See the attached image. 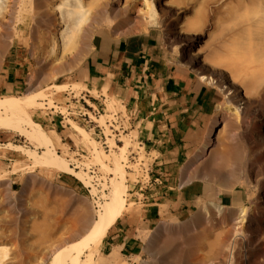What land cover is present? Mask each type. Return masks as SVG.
<instances>
[{
  "label": "rangeland",
  "instance_id": "1",
  "mask_svg": "<svg viewBox=\"0 0 264 264\" xmlns=\"http://www.w3.org/2000/svg\"><path fill=\"white\" fill-rule=\"evenodd\" d=\"M77 1L72 0V4L84 9L80 12H84L80 14L84 20L73 47L63 45L58 39V30L65 28V23L61 18L59 23L57 15L60 13L50 8L53 3L60 4V0H0V74L12 59L20 63L25 74L22 85L0 89V97L23 98L30 91H41L45 97L39 101L54 100V106L46 104L27 111L32 119L29 128L46 139L44 145L18 130L0 126V240L7 245L9 264H63V261L71 264L70 250L74 252L78 242L82 244L80 260L90 261V264H264V247L255 244L257 236L264 235V136L254 113L227 112L209 153L201 154L199 150L207 139L215 107L224 100L223 92L208 86L216 92L217 101L204 127L202 142L187 154L185 177L163 179L157 172L161 165L155 163L157 149L151 144L149 132L140 131L131 123L130 112L125 114L117 98L92 92L80 81L76 83L77 75L92 50L96 34L106 30L117 37L155 31L170 59L199 77L179 46L167 42L164 16L162 19L148 16L146 0ZM205 1L215 11L207 27L201 19L203 8H200ZM15 2L16 13L12 16L10 6ZM63 3L61 0L63 10H68L69 3ZM152 4L154 9L169 7L173 13L183 12L176 20L177 28L200 37L194 52L201 62L205 59L207 68L235 76L240 70L242 87L263 80L264 60L259 63V57L264 59V0H161L160 4L156 1ZM256 10L258 13L254 12ZM250 50L254 54H250ZM217 52L222 53L218 57L224 66L218 63ZM258 67L262 78H258V72H253ZM31 73L37 75L33 87L29 82ZM246 74L249 76L245 78ZM260 82L249 95L258 105L261 97L256 90L264 86V80ZM102 116L103 121H97ZM46 145L73 169L83 174L87 172L92 185L87 187L75 176L46 163ZM92 151L97 153L94 155ZM128 151L133 153L127 157ZM116 156H121V162ZM117 160L125 165L126 210L110 226L98 246L94 237L71 238L79 220L96 217L100 209L98 203L104 200L103 194L110 193L113 179L122 181L115 170ZM104 164L109 167L107 170ZM171 173L177 175L175 171ZM189 182H194L201 190L196 207L174 215L165 213L162 208V216L150 221L145 219L144 204L149 200V193H161L167 191L166 186L179 187ZM205 203L214 225L201 210L200 206ZM242 209L248 215L252 211L255 215L250 229L245 228L248 215L239 218ZM84 215L90 216L85 218Z\"/></svg>",
  "mask_w": 264,
  "mask_h": 264
},
{
  "label": "crops",
  "instance_id": "2",
  "mask_svg": "<svg viewBox=\"0 0 264 264\" xmlns=\"http://www.w3.org/2000/svg\"><path fill=\"white\" fill-rule=\"evenodd\" d=\"M14 64L20 63L12 59L3 67L1 90L24 83L23 69ZM77 76L76 83L80 81L97 94L105 86H113L119 96L112 97L121 102L125 114L130 112L131 123L149 132L151 144L157 149L155 163L161 165L158 174L163 179L185 177V159L200 146L217 97L208 85L170 59L158 33L117 37L102 30L96 34ZM166 187L167 191L149 193L144 204L147 221L162 216V208L174 215L197 206L201 190L194 182Z\"/></svg>",
  "mask_w": 264,
  "mask_h": 264
},
{
  "label": "bare ground",
  "instance_id": "3",
  "mask_svg": "<svg viewBox=\"0 0 264 264\" xmlns=\"http://www.w3.org/2000/svg\"><path fill=\"white\" fill-rule=\"evenodd\" d=\"M77 1V0H76ZM80 1V0H79ZM148 1V2H147ZM160 4L161 3V0H146V6L148 8V12H146L148 14L149 17H152V16H156V17H159L162 19V17L164 16V27H165V30H166V40L169 44H177L179 46V48L181 49V52L183 54V57L188 59V62L189 64L191 65L192 68H194V71L196 72V74L198 75L199 77V80L202 82V83H205L207 84L208 86L212 87V88H215V89H218L219 92H223V95H224V100L221 102V103H218L215 107V114L213 116V121H212V124L210 126V129H209V132H208V135H207V139L204 141L203 145L201 146L199 152L201 154L203 153H206L208 154L209 153V150L210 148L212 147L213 143H214V140H216L215 138L217 137V135L219 134L218 133V129H219V125L221 124V122L225 119V114L227 112H231V113H234L236 115H244L246 113H249V112H252L254 113V116L257 118V120L259 121V125H260V128H261V131H262V136H264V86L261 87L259 90H256L258 95H259V98L257 97V99H259L261 101L260 105L257 104L256 101H252L250 99V94L252 92V90L255 88H258V87H255V85L258 84V82H260L259 80L256 84H254L255 82H253V84H249L248 86L245 85V87H242L239 82H240V77L238 76L240 74V70L239 72H237V75L238 77H236L235 75H233L232 73H225V72H218L216 71L215 69L213 68H210L209 67L207 68V66H205L207 64V62L204 60H202V62L199 60V58L197 57V54H195V46L197 45V43L199 42L200 37L199 36H195L193 35L194 32H183L181 30H178L177 26L178 23H177V19L183 15V12L182 11H179L176 13H173V11L169 8V7H166L164 9H161V8H153L154 4H152L153 2H155ZM46 4L48 3L47 1H44ZM62 2H64L63 4H67L66 2H68L69 4H67L70 8L68 10H63V6H61V0H60V4L56 3L54 4L53 3V8H50V10H54L56 11V13H60V15H57L58 16V20H59V23H60V18L62 19V21H64L65 23V28L63 27L61 30H58L59 32V36H58V39L61 40L62 44L63 45H67V46H73L75 47L76 46V43H77V36H76V33L78 30H80V26L81 24L83 23L82 22V19L84 17H82L81 19V16L80 14H83L84 12L80 13L81 10L83 9V5L81 4V2L79 3L78 1V5H82L81 6H76L74 4H72V0H62ZM145 2V1H144ZM191 2V1H190ZM168 3V2H167ZM240 4H244V1H240L239 2ZM10 4V3H9ZM222 4V3H221ZM233 4V3H232ZM20 5V4H19ZM153 5V6H152ZM204 6H201L200 8H203V12H202V17L201 19H203V24H204V27H207L210 23V19H211V16L215 14V11L210 9V6H209V3L208 2H204L203 3ZM228 5V4H227ZM28 6V5H27ZM156 6V5H155ZM11 9H12V16L15 15L16 13V2L15 4H11ZM25 7V5H24ZM48 7V6H46ZM162 7V6H161ZM172 7V6H171ZM234 7V6H233ZM1 8V7H0ZM23 8V7H22ZM28 8V7H27ZM65 8V7H64ZM104 8V7H103ZM260 10H261V6L258 7ZM8 9H9V5H8ZM17 9H18V6H17ZM25 9V8H24ZM62 9V10H61ZM258 9V11H259ZM7 10V7L6 9ZM84 10V9H83ZM86 10V9H85ZM178 10V9H177ZM248 10V9H247ZM245 9V12L247 13V11ZM21 11V10H20ZM236 11V10H235ZM244 12V14L246 15L247 17V14ZM255 13H258L257 10L254 11ZM9 13V12H8ZM7 13V14H8ZM230 12L227 11V16ZM238 13V12H237ZM242 13V12H241ZM19 14V13H18ZM217 14V13H216ZM236 14V13H235ZM243 14V15H244ZM174 15H176V17H174ZM200 15V13H199ZM237 15V14H236ZM255 15V14H254ZM257 15V14H256ZM255 15V16H256ZM201 16V15H200ZM221 16V15H220ZM7 16H5L6 18ZM240 17V16H239ZM241 18V17H240ZM245 19V18H244ZM84 20V19H83ZM213 20V19H212ZM220 20V18H219ZM201 21V20H200ZM150 23V21H149ZM154 23V22H152ZM214 24V23H213ZM230 24V23H229ZM228 24V26H229ZM151 25V23H150ZM231 25V24H230ZM227 26V27H228ZM236 27V26H235ZM196 27H194L195 29ZM113 29V28H112ZM32 30V29H31ZM164 30V31H165ZM148 31V30H147ZM19 32V31H18ZM16 34V33H15ZM251 36V35H250ZM235 41V40H233ZM246 42V41H245ZM253 42V41H251ZM249 43V41H248ZM226 44V43H225ZM223 44L224 46L228 45V44ZM61 45V44H60ZM232 45V44H231ZM259 45V44H258ZM236 46V45H234ZM252 43H251V47H252ZM229 49L233 48V47H230L228 46ZM226 46V48H228ZM247 47V46H246ZM250 47V48H251ZM65 48V47H64ZM239 48V47H238ZM249 48V47H248ZM249 48V49H250ZM257 50V48H256ZM255 50V51H256ZM259 50V49H258ZM260 51V50H259ZM250 54H254L253 52L251 53V50L249 51ZM222 53L218 54L217 52V58H218V63L219 64H222L220 63L219 61V57L221 56ZM227 55L226 53L224 54V56ZM38 56V55H37ZM219 56V57H218ZM223 56V55H222ZM229 56V55H228ZM255 56V55H254ZM227 57V56H226ZM253 57V56H251ZM258 58V57H257ZM255 58V60L257 59ZM260 60H259V63H261L262 60H264L263 58L261 59V57H259ZM251 59H254L251 58ZM211 61H213V59L211 58ZM214 62H216L214 60ZM214 62H212L214 64ZM210 63V61H209ZM252 62L250 61V64ZM255 63H258V62H255ZM216 64V63H215ZM223 65V64H222ZM43 66V65H42ZM219 66V65H218ZM218 66H212L214 68H219ZM224 66V65H223ZM223 66H221L223 68ZM41 67V66H40ZM224 69V68H223ZM250 71V70H249ZM260 71L259 70V67L258 69L255 68L253 70V72H258ZM263 72V70H261ZM234 74L235 71H233ZM247 72V70H246ZM251 73V71L249 72ZM244 74V73H243ZM258 74L260 75L258 78H262L263 76H261V74L258 72ZM242 75V73L240 74ZM255 75V74H254ZM48 76V75H47ZM247 76L249 75H245L244 77L246 78ZM253 76V75H252ZM256 77V76H255ZM36 78H37V75H34L33 73H31L29 75V82L31 83L30 85L33 87L35 85V81H36ZM244 79V78H243ZM253 80V79H252ZM255 80V79H254ZM264 80V78H263ZM262 80V81H263ZM261 81V82H262ZM260 82V83H261ZM243 84V82H242ZM54 85V84H53ZM57 86V85H56ZM66 86L65 85H59L57 86V88H65ZM79 87V86H78ZM68 88V87H66ZM108 88V89H107ZM58 91H60L58 89ZM102 93H106V94H111V95H116L115 97H118L119 94L114 90V87L113 86H108V87H104L102 90ZM27 92V91H26ZM41 92V91H40ZM35 93V92H32L30 91L28 94H26L25 97L23 98H18V97H14V96H7V97H0V126H2L4 129H8V130H12V131H20L22 132L23 134L27 135L28 137L34 139L38 144H45L46 143V139H44L41 135L39 134H36L34 131L32 132V130H30L29 127H32V119L30 118L29 114H28V109L30 108H42L44 107V105L48 104V106H54V100L53 99H47L48 102L47 103H44L43 101H39L41 100V98L45 97L44 94H41V93ZM3 98V99H2ZM105 99V98H104ZM110 100V99H109ZM247 118H249L247 116ZM239 119V118H238ZM97 121H103V116L101 119H97ZM106 122V120H104ZM253 121V120H252ZM257 122V121H256ZM255 122V123H256ZM246 123V122H245ZM106 126V125H105ZM228 126V125H227ZM0 127V128H2ZM106 128V127H105ZM248 128V127H247ZM107 129V132L109 133V131L111 132V130L108 131L109 128H106ZM105 131V130H104ZM134 133V132H133ZM50 135V134H49ZM51 136V135H50ZM85 137V135H83ZM110 136V135H109ZM52 137V136H51ZM55 137V136H54ZM125 137V136H124ZM86 139H84L85 141H87V137H85ZM257 138V137H256ZM89 139V138H88ZM114 139V138H113ZM259 139V138H258ZM256 139V140H258ZM112 140V139H111ZM83 141V140H82ZM114 141V140H113ZM136 142V141H135ZM90 144L92 143L89 142ZM127 143V142H126ZM125 143V144H126ZM130 144V142H128ZM133 143V142H132ZM85 146L87 147V143L85 142ZM112 145L115 144V142L111 143ZM92 145V144H91ZM128 145V144H127ZM134 145V144H133ZM94 146V144H93ZM92 146V147H93ZM263 146V145H262ZM126 147V146H125ZM124 147V148H125ZM250 147V145H249ZM89 148V147H87ZM122 148V147H121ZM137 148V147H136ZM263 148V147H262ZM96 149V148H95ZM127 149V147H126ZM126 149H124L123 151H126ZM130 149V148H129ZM138 149H139V146H138ZM140 149H143V148H140ZM93 150H94V147H93ZM90 151V150H89ZM96 151V150H94ZM121 151V152H123ZM130 151V150H129ZM128 151V153H129ZM139 151V150H138ZM93 152V151H92ZM102 152V151H101ZM120 152V153H121ZM94 153V152H93ZM97 153V152H95ZM94 153V155H95ZM119 153V152H118ZM119 153V154H120ZM124 153V152H123ZM126 153V152H125ZM124 153V154H125ZM133 153V152H131ZM131 153L127 154V157L128 155H130ZM103 154V153H102ZM114 155V154H113ZM116 155V154H115ZM122 155V154H120ZM97 156H99V159L101 160L100 158V155L98 154ZM96 156V157H97ZM145 156V155H144ZM44 159H45V162L46 163H49L51 164L53 167L57 168V169H60L61 171H64L65 173L67 174H70V175H73L75 176L76 178H78L80 181L83 182L84 185H86L87 187H90V185H92L91 183V180L89 179V176L87 175V172L84 174L83 173H80L79 171L73 169L69 164V162H67L66 160L62 159L59 155H56L53 150L50 148V146H45V152H44ZM110 157V156H109ZM117 157V156H116ZM119 157V156H118ZM117 159L119 160L121 158H118ZM98 158V157H97ZM95 158V159H97ZM105 159L107 157H104ZM114 158V157H112ZM124 158V157H123ZM122 158V159H123ZM126 158V156H125ZM124 158V159H125ZM141 159V158H140ZM91 160V159H90ZM98 160V159H97ZM115 160V159H113ZM112 160V162H113ZM116 162V171H118V175L121 177V180L122 181H116L115 179H113L112 183H111V187H110V193L109 194H103L104 196V200L101 202V203H98L100 209L97 211L98 214L96 215V217L94 216H91L92 218H88L86 220H79L75 225H76V228L74 229V234L73 236L71 235V238H76V237H94L95 240H96V245L98 246L99 244H101L104 239L106 238L107 236V232H108V229L110 228V226L118 219V217L126 210L127 208V199L124 197V195L126 194V177L124 175L125 171H124V166L120 164V162ZM142 160V159H141ZM141 160H139L141 162ZM127 161H128V158H127ZM258 161V160H257ZM103 162V161H101ZM139 162V163H140ZM146 163V162H145ZM89 164V163H88ZM114 164V163H113ZM122 164H125V161L124 163ZM104 167H105V164H104ZM108 167V166H106ZM105 167V169L107 170V168ZM109 168V167H108ZM114 170V171H115ZM127 176V175H126ZM134 178V175H132L131 179ZM128 180V179H127ZM257 180V179H256ZM255 186V185H254ZM93 187V186H92ZM128 187V186H127ZM95 188V187H94ZM93 189V188H92ZM94 192H95V189H94ZM97 192V190H96ZM95 192V193H96ZM264 193V192H263ZM262 196V195H261ZM26 200V199H25ZM259 200V198L257 199ZM264 201V199H263ZM260 202V201H259ZM131 203V202H130ZM255 203V201H254ZM264 203V202H263ZM212 204V203H211ZM205 204L201 205V210L202 212L205 214V217H207L208 221H210L209 217H210V210L208 209L207 206H205ZM213 205V204H212ZM215 205V203H214ZM255 205V204H254ZM253 205V206H254ZM259 205V204H258ZM263 205V204H262ZM216 206V205H215ZM213 206V207H215ZM218 209H221L219 208L218 206ZM217 207H216V210H218ZM253 210V209H251ZM219 211V210H218ZM245 209H242L239 213V218L240 217H244L247 216L248 214L245 213ZM253 212V211H252ZM251 212V215L249 214L248 215V219L245 221V228L247 229H250L251 226H252V223L255 222V218H253V216L255 217V215H253ZM199 213V212H198ZM219 214V213H217ZM224 214V213H223ZM226 214V213H225ZM240 214H243L240 216ZM256 214V213H255ZM259 213H257L258 215ZM91 215V214H90ZM90 215H87L90 216ZM231 215V214H230ZM260 215V214H259ZM85 216V215H84ZM198 216V215H197ZM85 216V218H87ZM233 217V216H232ZM83 218V217H82ZM46 219V218H45ZM80 219V218H78ZM77 219V220H78ZM194 219L196 220H199L201 221V218H195ZM207 219H205V222H208L206 221ZM225 220V218H223ZM226 219H228V217H226ZM238 219V218H237ZM262 219V218H261ZM76 220V221H77ZM204 220V219H203ZM220 220V219H219ZM222 220V219H221ZM230 220V219H229ZM243 220V219H242ZM241 220V221H242ZM226 221V220H225ZM46 222V221H45ZM218 222V221H217ZM23 223V221H22ZM25 223V222H24ZM191 223V222H189ZM200 223V222H199ZM211 224L214 225V223H212L211 221L209 222ZM48 224V223H47ZM210 224V225H211ZM223 224V223H222ZM79 225V227L77 226ZM217 225V223H216ZM225 225V224H224ZM223 225V227H225ZM212 226V225H211ZM75 227V226H74ZM242 227V226H241ZM253 227V226H252ZM220 228V227H219ZM228 229V227H227ZM239 229V228H238ZM220 230V229H219ZM229 230V229H228ZM238 231V230H237ZM264 231V230H263ZM223 232V231H222ZM235 232V231H234ZM242 232V231H241ZM241 232H237L238 233H241ZM4 233V232H3ZM1 233V234H3ZM236 233V232H235ZM236 234V235H237ZM210 235V234H209ZM223 235V234H222ZM235 235V236H236ZM217 236V235H216ZM3 239V238H2ZM3 241V240H2ZM6 241V240H5ZM81 241V240H80ZM220 241V240H219ZM230 242V241H229ZM245 242V241H244ZM80 242H78L76 248H75V251L72 252V249L70 250L71 251V261L70 263L71 264H90V261L87 263V260H80L79 256H80V252H81V243L79 244ZM85 243V242H84ZM255 244H256V247H264V235H262L261 237H258L257 236V239L255 240ZM254 246V245H253ZM252 247V246H251ZM7 245H4L3 242H1L0 240V264H9L8 262V259L10 258L9 257V253H7ZM228 249V248H227ZM249 255V254H248ZM247 255V256H248ZM11 256V255H10ZM241 257V256H240ZM245 258V257H244ZM10 260V259H9ZM60 264H62L61 262H59ZM63 264H65V261H63ZM246 264V263H245Z\"/></svg>",
  "mask_w": 264,
  "mask_h": 264
}]
</instances>
